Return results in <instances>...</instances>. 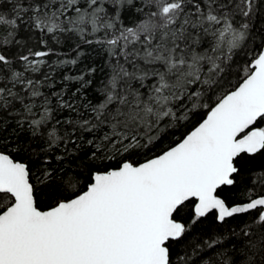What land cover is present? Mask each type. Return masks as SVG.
I'll use <instances>...</instances> for the list:
<instances>
[{
    "label": "snow or ice",
    "instance_id": "1",
    "mask_svg": "<svg viewBox=\"0 0 264 264\" xmlns=\"http://www.w3.org/2000/svg\"><path fill=\"white\" fill-rule=\"evenodd\" d=\"M0 264H264V0H0Z\"/></svg>",
    "mask_w": 264,
    "mask_h": 264
}]
</instances>
